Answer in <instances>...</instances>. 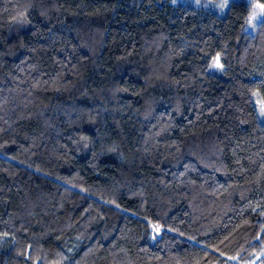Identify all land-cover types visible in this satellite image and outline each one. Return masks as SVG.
<instances>
[{
	"label": "trees",
	"instance_id": "1",
	"mask_svg": "<svg viewBox=\"0 0 264 264\" xmlns=\"http://www.w3.org/2000/svg\"><path fill=\"white\" fill-rule=\"evenodd\" d=\"M253 1L0 0V264L264 251Z\"/></svg>",
	"mask_w": 264,
	"mask_h": 264
},
{
	"label": "rangeland",
	"instance_id": "2",
	"mask_svg": "<svg viewBox=\"0 0 264 264\" xmlns=\"http://www.w3.org/2000/svg\"><path fill=\"white\" fill-rule=\"evenodd\" d=\"M229 1L230 0H220L218 2L214 0H170V3L171 4L189 3V4H194V5H203V6H208V7L210 6L211 8L220 7L224 9L229 3ZM262 12H263V5L260 2L254 0L252 2V12L245 26V31L250 32V33L253 32L255 25L262 17ZM217 63L219 64V66H216ZM208 69L211 72L221 69V65L217 57H213L210 60ZM255 105L258 111L260 121H264V107L258 101H255ZM263 258H264V251L257 254L255 258L249 264H264Z\"/></svg>",
	"mask_w": 264,
	"mask_h": 264
},
{
	"label": "water",
	"instance_id": "3",
	"mask_svg": "<svg viewBox=\"0 0 264 264\" xmlns=\"http://www.w3.org/2000/svg\"><path fill=\"white\" fill-rule=\"evenodd\" d=\"M149 229L152 232L153 238L159 239L161 237L162 230H163L162 228H160L159 226L155 227L154 225H150Z\"/></svg>",
	"mask_w": 264,
	"mask_h": 264
},
{
	"label": "snow or ice",
	"instance_id": "4",
	"mask_svg": "<svg viewBox=\"0 0 264 264\" xmlns=\"http://www.w3.org/2000/svg\"><path fill=\"white\" fill-rule=\"evenodd\" d=\"M216 66H219V64L217 63V65Z\"/></svg>",
	"mask_w": 264,
	"mask_h": 264
}]
</instances>
